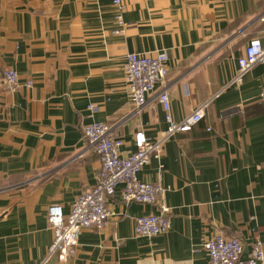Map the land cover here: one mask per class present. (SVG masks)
Listing matches in <instances>:
<instances>
[{
    "label": "crops",
    "instance_id": "obj_1",
    "mask_svg": "<svg viewBox=\"0 0 264 264\" xmlns=\"http://www.w3.org/2000/svg\"><path fill=\"white\" fill-rule=\"evenodd\" d=\"M112 1L0 0V264H206L213 234L238 238L245 260L255 239L264 247V64L233 80L249 41L264 45V0H121V27ZM158 51L168 73L136 114L126 56ZM6 69L18 75L13 92ZM162 90L176 122L205 105L137 174L163 187L168 232L135 236L134 218L158 207L123 203L118 186L108 224L84 229L66 260L48 258L47 208L69 214L97 181L83 127L108 124L126 154L139 129L156 142L168 126Z\"/></svg>",
    "mask_w": 264,
    "mask_h": 264
},
{
    "label": "built area",
    "instance_id": "obj_2",
    "mask_svg": "<svg viewBox=\"0 0 264 264\" xmlns=\"http://www.w3.org/2000/svg\"><path fill=\"white\" fill-rule=\"evenodd\" d=\"M116 7V22L119 27L122 22V1L113 0ZM264 21V14L261 18ZM120 30H115L117 34ZM167 55L158 51L152 56L130 53L126 56L124 75L128 98L139 114L146 105V97L155 85L165 79L168 68ZM238 72L233 82L239 84L241 76L257 64H264V45L258 38L249 41L244 55L237 61ZM6 90H17L18 75L12 69H6L2 75ZM31 82L27 83L30 87ZM260 102L264 105V87L260 94ZM167 121V130L162 139L153 142L142 129L136 131L132 138L134 151L124 153L121 148L124 141L111 132L108 124L93 122L83 127V136L88 146L96 153L99 160V170L96 184L85 189L72 203L70 212L63 214L62 207L53 204L47 208L46 219L53 232V238L48 247L47 257L58 254L64 261L77 247L78 238L84 229L102 230L109 222L113 213L108 209L107 202L120 188L121 200L125 204L137 203L141 205H156L159 214H148L134 218L133 232L135 236L153 237L163 235L170 229L168 217L169 208L161 201L164 189L160 184L141 182L137 174L151 158H158L162 152L163 142L166 138L177 133H187L196 126L204 116L205 105L197 107L190 115L176 122L171 114L169 96L165 90L158 93ZM203 248L207 253L206 264H264V247L259 239L251 244L248 257L241 259L243 244L236 237H225L213 234L205 239Z\"/></svg>",
    "mask_w": 264,
    "mask_h": 264
}]
</instances>
